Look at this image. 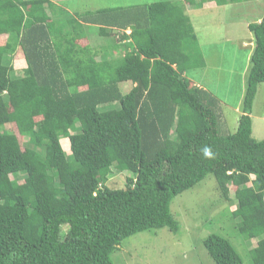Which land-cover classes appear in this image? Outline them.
<instances>
[{
  "label": "trees",
  "instance_id": "1",
  "mask_svg": "<svg viewBox=\"0 0 264 264\" xmlns=\"http://www.w3.org/2000/svg\"><path fill=\"white\" fill-rule=\"evenodd\" d=\"M244 1L120 0L73 14L53 0H0V264H114L127 237L179 231L173 200L209 176L264 264V140L251 117L264 13L247 27L241 112L191 79L210 47L188 9ZM226 109L239 115L234 132ZM113 168L124 183L110 180ZM205 247L216 264H243L219 234Z\"/></svg>",
  "mask_w": 264,
  "mask_h": 264
},
{
  "label": "rangeland",
  "instance_id": "2",
  "mask_svg": "<svg viewBox=\"0 0 264 264\" xmlns=\"http://www.w3.org/2000/svg\"><path fill=\"white\" fill-rule=\"evenodd\" d=\"M54 2H59L62 8L73 14L77 11L82 13L120 5V0H54ZM212 6L206 5L207 10L201 11L196 18L193 13L191 15L201 43L210 47L206 54L211 61L209 68L202 73L201 80L218 98L224 99L223 102H227L231 110L235 108L242 94L244 99L246 84L244 78L250 68L242 74V65L237 66V72L216 55L221 49L223 52H220V55L225 54L232 58L229 48H234L237 44L251 50L253 42L247 27L250 23H257L263 18L264 0L244 1L223 8ZM130 32L127 31L128 34ZM1 39L4 42L7 38L4 36ZM15 62L18 63V60ZM249 64L250 60L248 67ZM15 67L17 74L23 73L19 64ZM124 88L130 89L131 86L125 84ZM226 110L223 123L228 131L234 132L237 129L239 115ZM252 112L254 138L258 141L264 140V84L259 88ZM62 145L65 152L70 154L68 138H62ZM110 180L124 183L126 177L113 168ZM217 187L214 176H209L193 189L175 198L171 210L180 223L179 231L173 232L163 228L127 237L112 256L114 264H216L205 247V240L211 234H219L230 240L242 257L243 264H253L251 251L255 242L242 236L238 228L239 220L232 215L236 205L223 201Z\"/></svg>",
  "mask_w": 264,
  "mask_h": 264
},
{
  "label": "crops",
  "instance_id": "3",
  "mask_svg": "<svg viewBox=\"0 0 264 264\" xmlns=\"http://www.w3.org/2000/svg\"><path fill=\"white\" fill-rule=\"evenodd\" d=\"M54 1V0H53ZM59 1V0H58ZM56 5L60 6L59 2H55ZM212 6V4H210ZM62 7V6H60ZM213 8L217 7L219 8V6H212ZM231 7V5H230ZM208 7H203L201 9H197V8H190L188 9L187 13H189L190 15H192V13L194 14L193 16H195V18L197 17V15L199 13H201V11L203 10H207ZM221 8V7H220ZM253 49H254V46H253V43H252V46H251V50H249L248 48H244L243 46H240V44H237L234 48H229V51L230 53L232 54V58H234V65L235 67L233 68H237L238 65H242L243 66V70H242V74L245 73V71L247 70V67H248V63H249V60L251 58V55L253 53ZM219 52V50H218ZM207 53V52H206ZM206 56V62L207 64L209 65L210 64V61L209 59L207 58V54L205 55ZM238 58V60L240 59L241 61L237 62L236 59ZM236 61V62H235ZM209 68V66H208ZM206 68V69H208ZM205 69V70H206ZM196 71V73H193L191 75V79L200 87H203L207 90H209V86L207 84H205L204 81L201 80V77L203 76V72L205 71ZM244 76V75H242ZM243 82V80H242ZM242 93H244V91H242ZM224 100V99H223ZM222 100V102H223ZM242 102H243V94L241 95V97L239 98L238 100V103L234 106L235 107V111L237 113L241 112V105H242ZM223 105L225 106H228L227 102H223ZM255 134V129L253 130V136Z\"/></svg>",
  "mask_w": 264,
  "mask_h": 264
},
{
  "label": "clouds",
  "instance_id": "4",
  "mask_svg": "<svg viewBox=\"0 0 264 264\" xmlns=\"http://www.w3.org/2000/svg\"><path fill=\"white\" fill-rule=\"evenodd\" d=\"M209 154H210L209 151L205 150V155H209Z\"/></svg>",
  "mask_w": 264,
  "mask_h": 264
}]
</instances>
